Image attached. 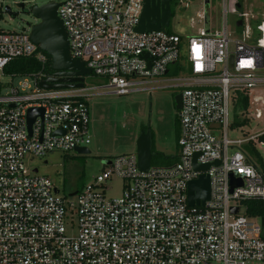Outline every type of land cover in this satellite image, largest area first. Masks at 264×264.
Wrapping results in <instances>:
<instances>
[{"label":"built area","instance_id":"2783aa9c","mask_svg":"<svg viewBox=\"0 0 264 264\" xmlns=\"http://www.w3.org/2000/svg\"><path fill=\"white\" fill-rule=\"evenodd\" d=\"M143 6L144 0H66L57 15L71 57L115 94L153 91L140 87L166 78L168 88L182 89L177 162L141 171L136 153L115 157L70 199L47 176L27 173L25 158L91 144L85 87L46 90L39 86L50 77L43 72L7 75L15 59L36 57L45 66L48 56L29 31L0 30V264L264 263V217L246 216L245 205L264 202V174L241 149L255 138L228 134L237 93L264 84V48L231 39L226 7L220 31L138 33ZM16 77L31 83L16 88L5 81ZM31 109L42 115L29 130ZM195 156L206 171L194 168ZM202 175L209 177L210 199L190 206L188 186ZM230 176L242 180L232 192ZM113 178L123 181L122 195L108 199Z\"/></svg>","mask_w":264,"mask_h":264},{"label":"rangeland","instance_id":"374dc122","mask_svg":"<svg viewBox=\"0 0 264 264\" xmlns=\"http://www.w3.org/2000/svg\"><path fill=\"white\" fill-rule=\"evenodd\" d=\"M64 1L66 0H27L26 9L22 10L21 0H0V30L31 32V26L36 20L29 12L30 7ZM6 7L16 15L7 14ZM224 7L227 10L226 29L231 33V39H244L243 43L247 46L264 48V0H173L168 30L181 37L196 36L200 30L205 29L204 20L201 18L205 16L210 21L207 32L220 31L224 28ZM239 22H242V27L237 26ZM233 50L232 45L231 51ZM260 72L264 75V69ZM164 80L140 87L156 88L153 91L117 95L112 89L106 88L104 78L94 74L86 77L84 94L89 106L91 144L87 148L90 154L55 152L41 158L26 156V172L32 173L37 169L38 175L51 179L61 197L70 199V194L93 183L95 177L113 158L134 154L137 139L148 126L149 120L154 151L164 156L177 155L178 111L174 98L182 89L168 88L172 83L168 78ZM5 81L16 88H20L23 83H31L29 78L23 77L12 80L5 78ZM166 86L167 88L159 89ZM249 97L250 106L245 114L249 124L239 129H229L228 134L231 140L254 137L253 141L264 158V145L257 142V137L264 133V84L253 89ZM256 112L261 113V118H256ZM240 113L238 111L237 115ZM229 120L230 123L234 120L233 110ZM123 185V181L117 178L108 182L107 198L121 197Z\"/></svg>","mask_w":264,"mask_h":264},{"label":"water","instance_id":"95a60500","mask_svg":"<svg viewBox=\"0 0 264 264\" xmlns=\"http://www.w3.org/2000/svg\"><path fill=\"white\" fill-rule=\"evenodd\" d=\"M173 0H144L142 15L138 27L135 29L138 33L159 32L166 30L170 26V18L172 16L169 2ZM27 0H21L20 7L25 10ZM61 3L49 2L41 6H33L31 14L37 23L31 26L30 41L36 45L40 51L51 58V70L54 74L45 80L39 82L42 89H61V90H78L84 88L85 78L92 75V71L85 67L80 60H75L70 55V47L66 29L63 22L58 18L57 10ZM5 12L11 16L15 13L11 12L9 7L5 8ZM30 26V25H29ZM238 27H242L239 22ZM205 28L209 30V19L206 17ZM232 62V58L230 59ZM176 110L181 109L182 94H178L174 98ZM42 115L41 110L31 109L28 112V127L34 122L38 114ZM150 117V114H149ZM75 152L79 155H88V148H77ZM136 155L138 159V167L141 171H147L154 157L153 152V136L151 133L150 120L146 131H142L136 142ZM194 168L206 171L209 165L200 166L195 164ZM214 165H219L215 162ZM35 173L38 170H34ZM231 178V192L236 186H242V180ZM73 193L70 196H75ZM210 199V180L208 176L202 175L198 180L190 182L188 186V203L190 206L203 205ZM233 214L237 213V208H232ZM263 222V221H262Z\"/></svg>","mask_w":264,"mask_h":264},{"label":"trees","instance_id":"16d2710c","mask_svg":"<svg viewBox=\"0 0 264 264\" xmlns=\"http://www.w3.org/2000/svg\"><path fill=\"white\" fill-rule=\"evenodd\" d=\"M167 32H170L166 29ZM45 73L51 76L53 71L51 70V58L48 56L47 64L43 66L36 57L31 58H18L13 60L6 66L5 73L11 76H27L32 74ZM248 92L237 93L234 101V120L231 123L230 129H239L249 124L248 119L245 117L246 112L250 106V97ZM241 111L240 115L237 112ZM241 117V118H240ZM245 117V118H243ZM178 139V135H177ZM257 142L264 145V134L257 137ZM242 151L247 156L250 163H253L264 174V158L257 148L254 141L250 140L242 145ZM154 157L152 160V166L168 167L177 162V155L164 156L154 151ZM81 189L78 190L81 191ZM246 205V216L250 218H262L264 217V202L262 201H248Z\"/></svg>","mask_w":264,"mask_h":264},{"label":"flooded vegetation","instance_id":"af4514ba","mask_svg":"<svg viewBox=\"0 0 264 264\" xmlns=\"http://www.w3.org/2000/svg\"><path fill=\"white\" fill-rule=\"evenodd\" d=\"M171 3H172V1H170L169 4H168V6H169L170 8H171ZM34 6H35V5H34ZM25 8H26V3H25ZM32 8H33V6L29 8V12H30V13H31V11H32ZM37 22H38V21H36V23H37ZM53 74H54V72L52 73V75H53ZM52 75H51V76H52ZM178 94H181V93H178ZM178 94H177V95H178ZM150 115H151V114H150ZM146 128H147V127H146ZM143 131H146V129L143 130ZM151 133H153V132L151 131ZM152 135H153V134H152Z\"/></svg>","mask_w":264,"mask_h":264}]
</instances>
